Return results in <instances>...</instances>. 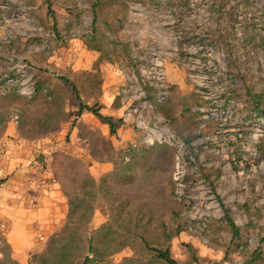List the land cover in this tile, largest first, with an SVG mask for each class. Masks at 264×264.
Returning <instances> with one entry per match:
<instances>
[{"label":"rangeland","instance_id":"374dc122","mask_svg":"<svg viewBox=\"0 0 264 264\" xmlns=\"http://www.w3.org/2000/svg\"><path fill=\"white\" fill-rule=\"evenodd\" d=\"M92 5L0 0V142L52 131L75 155L57 161L63 180L76 168L75 213L51 264H164L145 244L182 264H264V0Z\"/></svg>","mask_w":264,"mask_h":264},{"label":"crops","instance_id":"0c3cea01","mask_svg":"<svg viewBox=\"0 0 264 264\" xmlns=\"http://www.w3.org/2000/svg\"><path fill=\"white\" fill-rule=\"evenodd\" d=\"M54 133L16 134L26 146L15 151L10 159V150L0 154V181L5 180L0 182V264H51V248L61 246L65 240L61 233L75 213L72 209L75 198H70L73 194H67L65 185L75 178L76 168L67 169L64 164L63 171L60 168L63 180L58 175L57 161L75 155L64 144V136ZM46 151L51 153L49 176L42 175L33 161L34 156ZM86 172L96 173L90 169ZM30 178H35L36 186L28 185L26 180ZM21 187L28 192L23 193ZM80 188L82 206L85 188L82 190V185ZM96 207L90 210L93 223L104 220L103 211Z\"/></svg>","mask_w":264,"mask_h":264},{"label":"trees","instance_id":"16d2710c","mask_svg":"<svg viewBox=\"0 0 264 264\" xmlns=\"http://www.w3.org/2000/svg\"><path fill=\"white\" fill-rule=\"evenodd\" d=\"M101 6H102V0H93L92 8H100ZM64 81L66 82V84L68 86L71 87V91L74 95V99L79 106V114L81 115L84 113H91L97 119H100L101 121H103L110 128V131L112 134H115L116 133L115 119L111 116L103 115L94 107H89V106L83 104L73 82H71L70 80H67V79H65ZM258 102H260V101H258ZM258 102H257V106H256L255 110L261 111L262 118L264 119V112L260 109ZM227 222H228V225L231 229L232 236L234 238H238L239 228L237 226H235V224L229 218L227 219ZM145 246L147 247V249H149L150 251L153 252L155 259H157L158 261H161L164 264H182L171 256L170 250L168 248L167 249L150 248L147 244H145ZM254 253L256 254V252H254ZM257 258H258V255L256 254L253 261L257 260ZM89 261H91V260L90 259L88 260V258H86L84 263L85 262L87 263Z\"/></svg>","mask_w":264,"mask_h":264},{"label":"built area","instance_id":"2783aa9c","mask_svg":"<svg viewBox=\"0 0 264 264\" xmlns=\"http://www.w3.org/2000/svg\"><path fill=\"white\" fill-rule=\"evenodd\" d=\"M20 147L21 141L17 138H10V139H2L0 142V154H4L6 150H10L12 148H17ZM13 149V150H14ZM51 159V153L49 151L43 152L38 156L36 162V166L38 170L42 173V175H47L49 176V167L48 164ZM28 185L36 186L37 182L35 178H30L27 180Z\"/></svg>","mask_w":264,"mask_h":264}]
</instances>
